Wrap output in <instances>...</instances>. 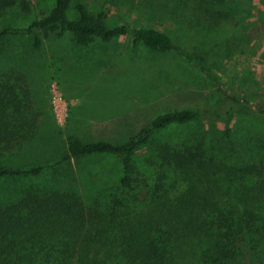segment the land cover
I'll use <instances>...</instances> for the list:
<instances>
[{"label": "rangeland", "instance_id": "obj_1", "mask_svg": "<svg viewBox=\"0 0 264 264\" xmlns=\"http://www.w3.org/2000/svg\"><path fill=\"white\" fill-rule=\"evenodd\" d=\"M52 2L30 0L27 15L17 6L7 10L0 16V29L26 25ZM77 2L93 15L104 11L110 25L155 28L185 52L203 55L220 87L264 117V0H227L229 4L215 8L231 16L217 22L203 14V0H71L67 14L71 18ZM10 70L22 77L37 127L22 149L4 154L5 164L48 167L38 176L0 179V202L17 199L30 188L73 190L86 204L108 201L118 191L121 156L94 154L51 166L67 153L68 140L123 143L157 115L174 109L206 111L195 121L154 133L135 151V168L147 184L159 172L154 145L195 144L211 137L219 159L246 166L251 176H264V122L239 112L227 131L226 123L207 111L216 97L215 87L175 51L155 52L142 43L134 45L130 36L88 45L65 37L43 40L39 47L29 37L10 36L0 39V74ZM53 82L67 107L62 125L50 105ZM258 183L247 182L252 198ZM225 185L230 186L229 193L246 191L237 179ZM261 204L264 207V200Z\"/></svg>", "mask_w": 264, "mask_h": 264}, {"label": "trees", "instance_id": "obj_2", "mask_svg": "<svg viewBox=\"0 0 264 264\" xmlns=\"http://www.w3.org/2000/svg\"><path fill=\"white\" fill-rule=\"evenodd\" d=\"M226 1L203 0V14L211 22L227 19L231 14L215 8L229 4ZM70 3L53 0L45 13L26 25L1 28L0 39L26 36L39 47L43 40L65 37L88 45L130 36L134 45L142 43L155 52L175 51L203 73L216 93L207 111L214 119H222L227 131L239 112L264 122L248 103L220 87L203 55L185 52L155 28L110 25L104 11L93 15L82 2L75 4L71 18L67 15ZM16 6L25 15L30 13V0H0V16ZM2 75L0 179L38 176L48 166L5 164L6 152L20 150L32 140L37 117L21 75L14 70ZM205 111L186 108L159 114L123 143L69 139L67 153L51 166L94 154L121 156L123 173L117 194L103 203L86 204L73 190L30 188L17 199L0 202V264H264V176H251L246 166L219 159L212 137L195 144L154 145L159 172L151 184L135 168V151L154 133L195 121ZM234 179L246 191L229 193L225 183ZM249 180L259 182L253 198Z\"/></svg>", "mask_w": 264, "mask_h": 264}, {"label": "built area", "instance_id": "obj_3", "mask_svg": "<svg viewBox=\"0 0 264 264\" xmlns=\"http://www.w3.org/2000/svg\"><path fill=\"white\" fill-rule=\"evenodd\" d=\"M56 84L53 82L50 85V105L53 111L54 118L58 124H63L67 116V107L61 94L56 89Z\"/></svg>", "mask_w": 264, "mask_h": 264}]
</instances>
